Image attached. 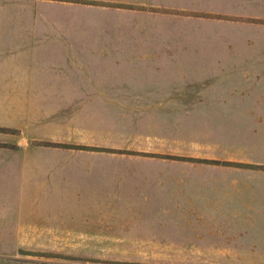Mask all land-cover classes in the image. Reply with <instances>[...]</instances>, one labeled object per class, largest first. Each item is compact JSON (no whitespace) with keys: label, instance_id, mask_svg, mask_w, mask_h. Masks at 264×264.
I'll use <instances>...</instances> for the list:
<instances>
[{"label":"rangeland","instance_id":"374dc122","mask_svg":"<svg viewBox=\"0 0 264 264\" xmlns=\"http://www.w3.org/2000/svg\"><path fill=\"white\" fill-rule=\"evenodd\" d=\"M0 264H264V0H0Z\"/></svg>","mask_w":264,"mask_h":264},{"label":"trees","instance_id":"16d2710c","mask_svg":"<svg viewBox=\"0 0 264 264\" xmlns=\"http://www.w3.org/2000/svg\"><path fill=\"white\" fill-rule=\"evenodd\" d=\"M194 15L192 16H197V17H208L210 18L211 16H214V15H211V14H198V13H192ZM215 18H223L222 17H216ZM235 18H239V17H235ZM68 148H73V149H77V150H85V151H93V152H105V153H111L112 151L110 150H107V149H100V148H90V147H85V146H75V147H68ZM134 155H138V156H144V157H155V158H161V159H169V160H173V161H186V160H189V161H192V162H197V163H205V164H219V163H215L214 161H203V160H198V159H184L182 157H165L163 155H150V154H142V153H134Z\"/></svg>","mask_w":264,"mask_h":264},{"label":"crops","instance_id":"0c3cea01","mask_svg":"<svg viewBox=\"0 0 264 264\" xmlns=\"http://www.w3.org/2000/svg\"><path fill=\"white\" fill-rule=\"evenodd\" d=\"M154 8H156V7H154ZM162 9L165 10L164 8H156V9H154V10H157V11L160 13V10L163 11ZM184 11H186V10H184ZM184 11H183V12H184ZM191 12H192V11H191ZM186 13H187V12H186ZM185 15H187V14H185ZM195 17H197V16H195Z\"/></svg>","mask_w":264,"mask_h":264}]
</instances>
